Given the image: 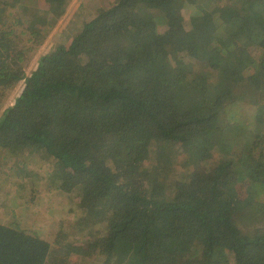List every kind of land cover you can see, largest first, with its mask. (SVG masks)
<instances>
[{
  "label": "trees",
  "instance_id": "trees-1",
  "mask_svg": "<svg viewBox=\"0 0 264 264\" xmlns=\"http://www.w3.org/2000/svg\"><path fill=\"white\" fill-rule=\"evenodd\" d=\"M66 1L0 0V105L22 83L0 157L47 156L101 228L68 258L61 233L0 223V264H264V0H113L26 75L24 37Z\"/></svg>",
  "mask_w": 264,
  "mask_h": 264
},
{
  "label": "rangeland",
  "instance_id": "rangeland-1",
  "mask_svg": "<svg viewBox=\"0 0 264 264\" xmlns=\"http://www.w3.org/2000/svg\"><path fill=\"white\" fill-rule=\"evenodd\" d=\"M112 2L113 0H67L62 15L57 18L46 37L37 30L33 33L34 36L24 37L23 47L20 46L26 52L22 62L24 73L28 75L42 55L72 38L78 31L77 24L82 17L87 18L93 11L107 8ZM12 13L11 15V12H8L11 17L8 26L14 31H20V27L14 26V20L17 18L15 20L17 24L20 21L22 25L19 18L22 14L19 11L16 13L15 10H12ZM158 30L161 31V28ZM27 38L30 42H26ZM21 89L22 83H17L8 97L1 99L0 115L13 104ZM158 108L161 118L164 117L167 123L168 110ZM191 166L187 164L185 158L178 156L172 165L174 183L183 181L190 173ZM51 171L52 164L49 163V158L41 152L31 154L26 150L16 157L8 154L0 157V223L13 227L21 226L28 230L32 227L35 233L41 235L46 233L47 236L55 237V234L57 236L61 233V240L64 239L62 245L66 248L65 254L68 258H73V255L79 254L82 246L86 245V231L90 229L98 232L101 227L86 225L87 222H83L84 217L71 198L73 194L65 195L49 184ZM69 263L76 264L72 261Z\"/></svg>",
  "mask_w": 264,
  "mask_h": 264
}]
</instances>
